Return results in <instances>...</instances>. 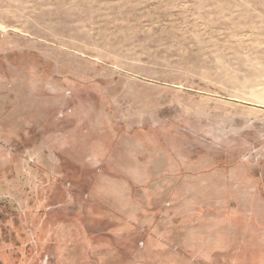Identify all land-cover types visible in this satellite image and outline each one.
<instances>
[{
  "label": "rangeland",
  "instance_id": "rangeland-1",
  "mask_svg": "<svg viewBox=\"0 0 264 264\" xmlns=\"http://www.w3.org/2000/svg\"><path fill=\"white\" fill-rule=\"evenodd\" d=\"M264 0H0V264H264Z\"/></svg>",
  "mask_w": 264,
  "mask_h": 264
},
{
  "label": "water",
  "instance_id": "water-1",
  "mask_svg": "<svg viewBox=\"0 0 264 264\" xmlns=\"http://www.w3.org/2000/svg\"><path fill=\"white\" fill-rule=\"evenodd\" d=\"M260 107L264 108V106H260Z\"/></svg>",
  "mask_w": 264,
  "mask_h": 264
}]
</instances>
